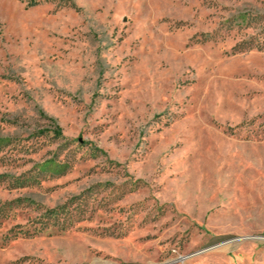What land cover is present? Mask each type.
I'll return each instance as SVG.
<instances>
[{
    "label": "rangeland",
    "instance_id": "1",
    "mask_svg": "<svg viewBox=\"0 0 264 264\" xmlns=\"http://www.w3.org/2000/svg\"><path fill=\"white\" fill-rule=\"evenodd\" d=\"M0 264H264V0H0Z\"/></svg>",
    "mask_w": 264,
    "mask_h": 264
},
{
    "label": "trees",
    "instance_id": "2",
    "mask_svg": "<svg viewBox=\"0 0 264 264\" xmlns=\"http://www.w3.org/2000/svg\"><path fill=\"white\" fill-rule=\"evenodd\" d=\"M55 133L57 135H60L61 134V128L58 125L55 127ZM65 167H66V165H64L62 163H57L55 165L54 169L65 168Z\"/></svg>",
    "mask_w": 264,
    "mask_h": 264
}]
</instances>
